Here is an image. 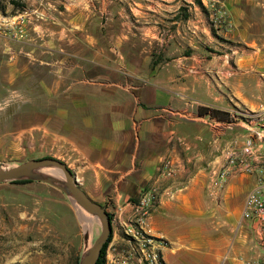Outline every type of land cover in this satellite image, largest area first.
Returning <instances> with one entry per match:
<instances>
[{"label": "crops", "instance_id": "obj_1", "mask_svg": "<svg viewBox=\"0 0 264 264\" xmlns=\"http://www.w3.org/2000/svg\"><path fill=\"white\" fill-rule=\"evenodd\" d=\"M19 1L37 14L27 39L0 33V93L30 95L10 112L0 98V146L26 132L47 139L40 149H53L123 220L170 156L179 170L161 182L145 227L166 241L164 264H264V244L242 216L255 173L207 192L225 149L256 127L197 113L257 110L264 100V0H223L225 20L196 0ZM255 144L264 168V139Z\"/></svg>", "mask_w": 264, "mask_h": 264}, {"label": "rangeland", "instance_id": "obj_2", "mask_svg": "<svg viewBox=\"0 0 264 264\" xmlns=\"http://www.w3.org/2000/svg\"><path fill=\"white\" fill-rule=\"evenodd\" d=\"M29 95L28 90H8L0 93V98L6 97L7 111L10 112ZM231 110L237 114L236 121L243 122L252 119L245 111H256L239 106ZM253 124L257 127V120ZM47 145V139L42 143L36 134L30 132L23 133L20 138L8 136L0 146V165L17 164L45 155L61 159L53 149H40ZM75 175L77 177V173ZM111 215L112 233L106 247V261L114 251L123 253L128 247L117 217ZM91 226L92 236L89 238L92 241L99 234L100 226L98 222L93 224L92 220ZM0 232V245L7 250L6 264H77L85 247L83 223L67 195L40 181L0 183Z\"/></svg>", "mask_w": 264, "mask_h": 264}, {"label": "built area", "instance_id": "obj_3", "mask_svg": "<svg viewBox=\"0 0 264 264\" xmlns=\"http://www.w3.org/2000/svg\"><path fill=\"white\" fill-rule=\"evenodd\" d=\"M199 2L204 8L216 9L218 20H225L223 0H199ZM36 14L35 10H21L15 13L0 10V33L14 40L27 39L28 24ZM228 112L229 121L222 122L230 126L236 121L237 114L232 110ZM245 113L252 116V119L245 122L249 125L248 129L250 130V127L255 125L253 121L256 120L258 126L243 139L239 147L229 146L225 149L223 161L219 166L210 170L207 192L215 197L224 189L228 177L240 173H255V186L248 191L245 197L242 216L252 221L258 240L264 244V168L255 165V161L260 158L255 139H264V100L259 102L256 111H245ZM179 167L180 164L172 157L165 156L158 167L155 182L148 189L142 190L137 201L132 204L131 217L126 220L117 217V224L126 236L128 247L123 253L116 251L112 253L109 260L113 264H164L161 252L166 246V241L161 237L151 235L145 227L158 202L161 182L163 179L174 177ZM168 194L172 195L173 191H169ZM107 262L108 256L106 264ZM244 264L256 263L246 261Z\"/></svg>", "mask_w": 264, "mask_h": 264}, {"label": "water", "instance_id": "obj_4", "mask_svg": "<svg viewBox=\"0 0 264 264\" xmlns=\"http://www.w3.org/2000/svg\"><path fill=\"white\" fill-rule=\"evenodd\" d=\"M16 180L40 181L62 191L74 206L83 227L86 215L96 219L100 232L91 241L90 233L84 228L85 247L77 263L96 264L103 243L112 233L111 220L104 206L91 199L79 186L74 171L64 161L53 156L31 158L12 165H0V183Z\"/></svg>", "mask_w": 264, "mask_h": 264}, {"label": "trees", "instance_id": "obj_5", "mask_svg": "<svg viewBox=\"0 0 264 264\" xmlns=\"http://www.w3.org/2000/svg\"><path fill=\"white\" fill-rule=\"evenodd\" d=\"M8 1L10 4L13 5L14 8H18L19 10H22V3L19 0H8ZM197 1H198L197 3L200 4L199 0H197ZM0 10L4 11V7L0 6ZM197 113L200 116H209V117L215 118L216 120H219V121H224V122L229 121V112L226 110H221L218 108H212V107H207V106H199L197 109ZM46 156H49V155H45L43 157H46ZM12 182H14V183H27V182H31V180H16V181H12ZM105 210H106V208H105ZM107 213H108V216L111 220L112 219L111 213L109 211H107ZM110 239H111V233H110L108 239L103 243V246L101 248V252H100V255L96 261V264H106V256H105L106 255V247H107Z\"/></svg>", "mask_w": 264, "mask_h": 264}, {"label": "bare ground", "instance_id": "obj_6", "mask_svg": "<svg viewBox=\"0 0 264 264\" xmlns=\"http://www.w3.org/2000/svg\"><path fill=\"white\" fill-rule=\"evenodd\" d=\"M86 219H85V221H84V228H85V230H87L88 231V233H90V236H92L91 235V220L93 221V224L96 222V219L95 218H93V217H90V216H87L86 215Z\"/></svg>", "mask_w": 264, "mask_h": 264}, {"label": "flooded vegetation", "instance_id": "obj_7", "mask_svg": "<svg viewBox=\"0 0 264 264\" xmlns=\"http://www.w3.org/2000/svg\"><path fill=\"white\" fill-rule=\"evenodd\" d=\"M1 232H0V239H2L1 238ZM7 250L6 249H4V248H2V245H0V264H6V260H5V256H6V254H5V252H6Z\"/></svg>", "mask_w": 264, "mask_h": 264}]
</instances>
